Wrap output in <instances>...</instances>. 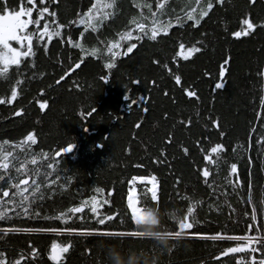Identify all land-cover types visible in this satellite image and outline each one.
I'll return each mask as SVG.
<instances>
[{
  "label": "trees",
  "instance_id": "16d2710c",
  "mask_svg": "<svg viewBox=\"0 0 264 264\" xmlns=\"http://www.w3.org/2000/svg\"><path fill=\"white\" fill-rule=\"evenodd\" d=\"M93 2L100 7L109 0H44L43 5L34 0L32 18L45 6L49 8L45 18L51 24L50 13L55 11L57 22L64 25L61 35L41 42L34 36L32 55L21 58L18 66L10 65L7 74L0 76V155L12 154L10 170L0 169V176L7 172L13 177L11 184L0 181V189L8 188L10 198L16 191L13 185L25 175L29 178L27 186H22L26 193L33 175L41 185L39 195L30 196L27 217L17 215L10 204L0 205V211L8 209L0 219V253L5 264H57L48 255L53 240L57 244L70 241L63 264H112L109 251L113 247L120 253H147L155 264H237L238 260L258 264L260 251L221 253L242 242L229 236L264 237V104L260 102L264 96V76L260 75L264 70V0H212L213 7L195 26L184 14L191 7L198 17L208 0L199 4L196 0H163L160 8L161 0H115L111 15L97 21L95 30L77 22ZM21 3L0 0V7L6 4L18 10ZM177 16L182 23H172L166 33L158 30ZM245 18L257 26L247 35L233 37V31L246 27L242 24ZM133 19L145 24L148 36L138 38L133 27L132 36L122 38ZM154 20L159 21L155 40L149 38ZM39 27L43 20L30 24L26 31ZM116 41L120 44L117 51L129 44L136 46L127 55L113 58L107 47ZM193 45L199 51L189 55L187 49ZM225 60L221 77L219 69ZM110 61L111 67L105 68ZM176 75L181 77L179 85L173 79ZM13 85L18 93L15 98L11 97ZM185 89L195 95L189 97ZM210 119H216L219 127H213ZM29 131L36 143L30 148L27 144L17 147ZM68 143L73 148L55 158L53 153ZM217 143L223 146L219 154L211 153L205 161L204 155ZM45 152L51 158L44 157ZM37 154L38 163L33 166L30 157ZM25 160L29 171L17 172ZM232 163L237 164L235 173L230 172ZM48 164L53 167L48 169ZM34 167L39 172L33 173ZM205 168L207 178L202 175ZM150 175L157 177L158 201H151L146 191L150 184L133 181L137 206L152 208L164 233L178 231V218L187 215L192 224L187 231L200 236H168L169 247L161 252L146 235L3 231L12 227H101L87 207L76 214L83 220L74 217L61 223L56 218L57 213L96 196L98 201H108L100 203L99 213L117 214L103 227L143 232L127 208L128 181ZM189 204L191 213L187 212ZM216 232L224 238L212 239ZM251 247L264 251L259 240ZM252 256L255 261L249 259Z\"/></svg>",
  "mask_w": 264,
  "mask_h": 264
},
{
  "label": "snow or ice",
  "instance_id": "6c2138e0",
  "mask_svg": "<svg viewBox=\"0 0 264 264\" xmlns=\"http://www.w3.org/2000/svg\"><path fill=\"white\" fill-rule=\"evenodd\" d=\"M197 4L200 3V0H196ZM39 3L41 5L44 4V0H39ZM163 3V0H161V3L157 4V8L161 7V4ZM31 5V6H25V5ZM115 6V0H109L108 3L103 4L100 7H97L96 3L93 2L92 7H90L86 12L83 13V15L78 19V23L86 25V27H91L93 30H95L97 27H99V23L97 21H103L106 19L109 15H111V12L109 9H113ZM213 7L212 0H208V3L204 8H202L199 13L198 17L197 15H194V9L189 8L187 13L184 14V18L191 20L193 22V26L199 25L201 23L202 17H204L207 14V10L211 9ZM36 8V4L34 3V0H22L21 5L17 8H9L6 4H4L2 7H0V76H4L8 72V68L10 65H20L21 58L23 57H29L32 55L33 50V38L35 36L37 42L44 41L45 38L48 41H51L53 36H60L61 32L60 29L64 27V25L60 24L56 20V12L53 11L50 13L51 16V24L48 18H45V14L49 13V8L45 6H41L36 10L35 18H32V14L34 9ZM43 20V27H39L34 29L33 31H26L28 29V26L31 25H39L41 21ZM182 18L180 16H177L175 20H173L171 23L165 24L163 26L159 27V31L161 32H167L168 29L172 26V23L180 24L182 23ZM71 23V22H70ZM264 23V22H262ZM129 24L132 25V27L128 28V31L123 34V39H129L132 36L133 27L137 31L138 38L140 35L148 36L149 35V29L145 26L143 23L136 22L135 19L130 20ZM159 24V21L154 20L151 30H150V39L155 40L157 38V25ZM242 24L246 27L243 30L239 31H233L231 35L233 37H241L244 35H247L248 32L252 29H254L257 25L254 24L250 19L245 18L242 21ZM9 41H15L20 47H12V45L9 43ZM71 43V41H69ZM45 48H47V43L43 45ZM136 45L129 44V46L124 51H117L120 47L119 41H116L115 43L110 42L107 47V51L110 53L111 57L115 58L117 56H124L128 53L132 52L133 48H135ZM77 47H80L79 44H77ZM184 45H181V48H183ZM82 49V53H83ZM92 54H96V49L93 48ZM199 49L193 45L192 47H189L187 49V53L190 55L193 52H197ZM228 60H225L223 64L220 66L219 74L220 76H224L225 74V65H227ZM75 67V65H74ZM105 68L111 67V61L108 63H105ZM71 70V69H70ZM261 76H264V70L260 73ZM102 80H107V76H102ZM176 84H181V77L179 75H176L173 77ZM19 83V81H17ZM221 84H217V87H221ZM187 95L189 97L194 96L195 93L193 91H188L185 89ZM17 88L15 85L11 88V97L15 98L17 96ZM7 102H11L9 99ZM261 104H264V96L261 97ZM41 108H44V104L41 103ZM20 110L17 109V112ZM145 111H147L145 109ZM86 115H90V113H86ZM210 124L213 127L218 128V121L216 119H210ZM139 126V125H137ZM221 136L224 135V133H220ZM170 142V141H169ZM7 143V142H6ZM36 143V136L33 134V132L29 131L27 135L23 138V140L17 144V147H23L25 144L30 148L31 145ZM222 145L217 143L211 148L208 149V153L204 155L203 159L205 161L210 160V154L211 153H217L219 154V150L222 149ZM73 148V144L68 143L66 147H61L58 152H54L53 156L55 158H59V156L62 153H66L69 150ZM183 151L185 153L188 152L187 148H184ZM165 153V150L162 148L160 149V155L163 156ZM12 156L11 153L3 152L2 155H0V169L10 170V165L12 164V161L10 157ZM44 157H49L48 153H43ZM38 157L39 154L36 156H31L30 160L33 166H35L38 163ZM51 158V157H49ZM28 163L27 160L24 162H21L19 164V168L17 169V172L23 171L27 173L29 170L25 168V164ZM48 169H51L53 167L52 164L47 165ZM237 169V164L232 163L230 165V172L235 173ZM39 172L38 168L33 169V173ZM51 175V173H49ZM203 177L207 178L209 176V171L207 168H205L202 171ZM6 180L7 183L11 184L13 177L8 176L7 172L4 176H0V181ZM133 181H141V182H147L151 186L146 189L147 193H150V199L153 202L158 201V181L157 177L155 175L150 176H133L131 180L128 181L130 185L128 198H127V208L130 210V216L131 220L137 224L141 225L144 223H155V218L153 217L152 211L148 210L146 211V208L138 207L136 203H134L133 193L131 191V185L133 184ZM29 183V178L27 175H25V178L23 180H20L18 184L13 185L15 187L16 191L11 193V197L9 198V190L8 188L0 189V191L3 192V196H0V205L3 203L10 204L13 209L16 210V214L19 215L22 213L25 217L29 216L31 214V208H30V196L33 194L39 195L38 189L41 187L40 184L36 182L35 175H33V178L31 180V190L30 192H25V187ZM48 185H52L53 181L51 179L47 180ZM102 189H97V192H101ZM20 195L21 199L18 201L15 198ZM5 198H8L5 200ZM100 203H108L107 200L98 201L96 196H92L88 198L85 201H82L81 203L72 206L69 209H66L64 212L57 213V219L60 220L61 223H65L67 221L75 219L77 220H83L82 216L76 215L77 213H81L86 207L92 214V219L95 221V223L101 227H85V228H72V227H66V228H5L3 229L4 232H65V233H76L79 235H87V234H97L105 237H124V236H139V235H145L143 232H136V231H117V230H109L105 227H103L106 223V221L111 220L114 216H116V213H112L111 215H102L98 212V208L100 206ZM152 209V208H148ZM193 210L192 204H189L187 212L191 213ZM8 209H4L3 211H0V219L5 218L7 214ZM34 215H39V213H35ZM45 219H52L51 217H45ZM251 219L255 221L257 219L255 211L252 213ZM252 227V225H250ZM178 231L176 232H169L164 233L167 236H181V235H189V236H200V233L187 231L192 228V224L189 223L187 215H185L182 218H178V224H177ZM257 232H259V229H257ZM156 235H160L157 233ZM212 239L221 238L224 237L221 236L220 232H216L212 237ZM227 239H235L238 241H242L241 243H237L234 247H228L224 250V252L221 253V255H224V253H236L238 251L242 250H249L252 252H261L262 258L259 259L258 264H264V251H261L260 248L257 247H251L250 245L253 244L254 241H260L262 244H264V237H260L258 235H248V233H245L243 236L239 237H233L229 236ZM70 241L69 243H63V244H57L55 240L52 241L51 249L48 253L49 258L52 261L57 262V264H63V254L66 253L69 249ZM31 252L33 254L37 253V249L35 247L31 248ZM23 259V257H21ZM250 260L255 261L256 257L252 256L249 257ZM0 264H5V261L3 259V253H0ZM11 264H19V261H12ZM118 264V260H117ZM237 264H240V261H237ZM246 264V262H245Z\"/></svg>",
  "mask_w": 264,
  "mask_h": 264
},
{
  "label": "clouds",
  "instance_id": "9594fccd",
  "mask_svg": "<svg viewBox=\"0 0 264 264\" xmlns=\"http://www.w3.org/2000/svg\"><path fill=\"white\" fill-rule=\"evenodd\" d=\"M146 211L151 210L146 208ZM154 215H156L154 213ZM141 230L146 236L154 240L155 246L159 251H165L169 247L168 236L161 230L159 217L156 216L155 223H144L140 225ZM159 233L160 235H156ZM112 264H155V260L147 253H120L114 247L109 251Z\"/></svg>",
  "mask_w": 264,
  "mask_h": 264
},
{
  "label": "rangeland",
  "instance_id": "374dc122",
  "mask_svg": "<svg viewBox=\"0 0 264 264\" xmlns=\"http://www.w3.org/2000/svg\"><path fill=\"white\" fill-rule=\"evenodd\" d=\"M9 43L12 45V47H20V45H18L15 41H9ZM131 191L133 193V198H134V192H133L132 188H131ZM134 203H135V199H134Z\"/></svg>",
  "mask_w": 264,
  "mask_h": 264
}]
</instances>
